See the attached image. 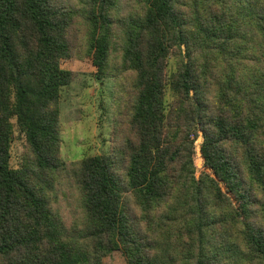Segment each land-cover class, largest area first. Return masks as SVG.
I'll return each instance as SVG.
<instances>
[{"label":"trees","instance_id":"16d2710c","mask_svg":"<svg viewBox=\"0 0 264 264\" xmlns=\"http://www.w3.org/2000/svg\"><path fill=\"white\" fill-rule=\"evenodd\" d=\"M86 58L115 79L114 153L66 162L62 65ZM113 252L264 264V0H0V264Z\"/></svg>","mask_w":264,"mask_h":264},{"label":"rangeland","instance_id":"374dc122","mask_svg":"<svg viewBox=\"0 0 264 264\" xmlns=\"http://www.w3.org/2000/svg\"><path fill=\"white\" fill-rule=\"evenodd\" d=\"M63 68L75 72L74 81L61 93V158L75 161L89 156L114 153L111 133L114 121L115 79L112 76L99 78L90 58L66 61ZM175 61H170V69ZM200 136L196 142L195 163L197 176L204 171ZM23 142L15 136L12 145V160L18 165ZM104 264H126L121 252H113Z\"/></svg>","mask_w":264,"mask_h":264}]
</instances>
